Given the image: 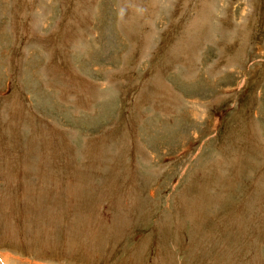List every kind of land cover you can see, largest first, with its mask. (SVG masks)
<instances>
[{"label": "rangeland", "instance_id": "rangeland-1", "mask_svg": "<svg viewBox=\"0 0 264 264\" xmlns=\"http://www.w3.org/2000/svg\"><path fill=\"white\" fill-rule=\"evenodd\" d=\"M0 264H264V0H0Z\"/></svg>", "mask_w": 264, "mask_h": 264}]
</instances>
